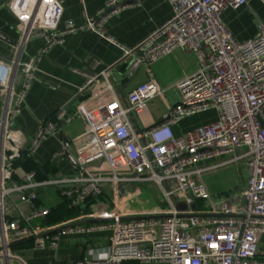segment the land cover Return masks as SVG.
<instances>
[{
    "label": "built area",
    "instance_id": "1",
    "mask_svg": "<svg viewBox=\"0 0 264 264\" xmlns=\"http://www.w3.org/2000/svg\"><path fill=\"white\" fill-rule=\"evenodd\" d=\"M63 1L4 2L22 32L14 44L0 34L12 49L9 59L0 57V264H30L15 251L21 242L34 239L56 249L62 235L103 231L111 233L104 258L51 264H264L258 256L264 234V25H258L252 39L240 42L222 19L225 11L244 7L247 0H167L173 9L168 22L134 48L119 45L126 79L179 51L197 57L196 70L176 84V104L167 106L158 124L136 133L132 122L152 100L165 101L156 81L134 87L124 100L107 82L94 98L78 103L73 114L65 106L42 121L29 139L17 120L46 53L75 33L104 36L108 19L126 2L141 0H110L85 25L69 22L58 30ZM38 37L45 46L28 57L27 46ZM103 77H93L78 93ZM210 111H215L213 121L175 135L174 127L184 119ZM75 119L87 125L86 139L73 156L75 174L39 180L29 172L16 179L18 163ZM65 155L57 152L54 159ZM97 164L101 168H88ZM241 165L247 171L241 203L210 195L205 175ZM147 185L160 191L162 205L151 212L125 211L124 195L140 194ZM47 188L57 189L79 211L77 221L48 223L50 210L40 203L39 194ZM108 191L110 208L95 212L92 207ZM13 196L31 208L30 215L10 217ZM178 203L188 210H176ZM90 219L104 221L82 224Z\"/></svg>",
    "mask_w": 264,
    "mask_h": 264
},
{
    "label": "crops",
    "instance_id": "2",
    "mask_svg": "<svg viewBox=\"0 0 264 264\" xmlns=\"http://www.w3.org/2000/svg\"><path fill=\"white\" fill-rule=\"evenodd\" d=\"M110 0H64L61 15L57 25L62 30L67 23L72 22L83 26L88 17L95 16ZM5 0H0V34L10 43H16L21 36L22 27L14 16L4 7ZM123 10L113 15L102 26L104 36L95 32L75 33L65 38L61 45L50 49L38 64L37 79L28 93L22 115L17 120L20 128L30 139L33 137L42 121L52 118L59 109L69 106V113H74L80 102L94 98L107 82L116 87L121 100L127 97L134 87L154 80L164 91L176 90V84L193 73L197 68V57L194 54H185L181 51L165 58L154 66H143L132 79L124 76L125 65L122 64L123 50L131 49L144 42L156 29L160 28L173 17V9L167 0H141L139 3L126 2ZM224 24L240 41L252 39L258 30V25H264V3L261 0H247V5L237 10L229 9L222 15ZM114 40L117 44L110 42ZM121 45V47H119ZM45 46L41 37L33 38L26 48L28 57H34ZM12 54L11 46L0 40V57L9 59ZM104 75L99 83H95L79 94L87 82L95 76ZM178 92V91H177ZM173 101H177V95ZM149 103L144 115L133 116V125L136 133H142L148 127L158 124L173 107L170 101H163V110L157 111ZM168 106V107H167ZM180 122L174 127L176 136L188 131L181 130ZM87 125L82 119H75L70 125L63 126L57 136L44 141L29 160L19 164L16 169V179L20 180L24 174L36 173L39 180L59 177H71L75 174L74 165L66 157L54 159V155L61 151L63 145L60 140L62 134L68 142L67 151L74 156L76 147L86 139ZM101 168L100 164L91 169ZM247 171L244 165L230 166L204 176L203 181L207 189L217 200L229 204L241 203V193L245 189ZM152 195L156 202L162 200L160 191L151 185L144 186L137 195H124L123 205L128 204L134 197H142L145 192ZM40 202L49 210L61 204V195L54 188L40 191ZM111 192L94 206L95 212H103L110 208ZM158 207V206H157ZM127 209V210H126ZM156 209V208H155ZM10 217L13 219L28 216L31 208L21 202L20 197L13 196L10 206ZM80 215V214H79ZM54 220V215L52 216ZM48 219L51 226L61 222L77 221L79 218L57 221ZM91 220V219H90ZM85 220L82 224H91ZM111 233L103 231L92 234L72 233L62 235L56 249L39 243L21 242L14 248L30 264H51L53 262H74L83 258H104L108 253ZM258 256L264 259V234L258 243Z\"/></svg>",
    "mask_w": 264,
    "mask_h": 264
},
{
    "label": "rangeland",
    "instance_id": "3",
    "mask_svg": "<svg viewBox=\"0 0 264 264\" xmlns=\"http://www.w3.org/2000/svg\"><path fill=\"white\" fill-rule=\"evenodd\" d=\"M164 91V90H163ZM165 92V99L167 101H170L173 106L176 104L175 101H173L176 96L178 95V92L176 90L171 91H164ZM153 105L155 106V109L157 111L163 110V101L161 99H155ZM215 119V111H210L208 113L198 115L195 117L184 119L181 123V130L182 131H190L200 125L208 124L211 121ZM94 166V165H93ZM92 165L88 168H92ZM152 186V185H151ZM155 187V186H153ZM161 203L156 202L152 195H149V193L146 191L142 197H134L131 202H129L126 205H123V207H126L128 210H134L136 212H151L157 208ZM162 205V204H161ZM126 209V210H127ZM73 219V218H72Z\"/></svg>",
    "mask_w": 264,
    "mask_h": 264
},
{
    "label": "trees",
    "instance_id": "4",
    "mask_svg": "<svg viewBox=\"0 0 264 264\" xmlns=\"http://www.w3.org/2000/svg\"><path fill=\"white\" fill-rule=\"evenodd\" d=\"M29 159H30V157L25 158L23 161L18 163V165L25 163ZM53 215H54V220L52 217ZM78 216H79V211L77 209L71 207L68 204V202L63 197H61V204L58 205L56 208H53L50 210V218L49 219H51V217H52V221L57 223V221H66L68 219L76 218Z\"/></svg>",
    "mask_w": 264,
    "mask_h": 264
},
{
    "label": "water",
    "instance_id": "5",
    "mask_svg": "<svg viewBox=\"0 0 264 264\" xmlns=\"http://www.w3.org/2000/svg\"><path fill=\"white\" fill-rule=\"evenodd\" d=\"M60 140H61L62 143H63V145L61 146V151L66 152V157L68 158V160H69L73 165H75L76 161H75L74 157H73V156H72V155L66 150L67 147H68V142H65V140H64L63 137H62V134H60ZM64 157H65V156H64ZM175 208H176V210H178V211H186V210H188V207H187L185 204H183V203H178V204H176ZM193 209H195V207H193ZM102 221H104V220H90L89 222H102ZM69 227H71V226H69ZM45 236H47V235H44V236H42L41 238H43V237H45ZM32 241H34V239H33V240H28V241H26V242H32Z\"/></svg>",
    "mask_w": 264,
    "mask_h": 264
}]
</instances>
